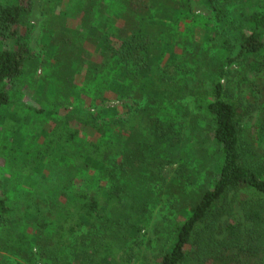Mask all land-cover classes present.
<instances>
[{
    "label": "trees",
    "instance_id": "trees-1",
    "mask_svg": "<svg viewBox=\"0 0 264 264\" xmlns=\"http://www.w3.org/2000/svg\"><path fill=\"white\" fill-rule=\"evenodd\" d=\"M197 1L214 24L192 0H80L87 33L44 36L36 78L31 0H0V264H132L173 163L177 188L190 167L211 179L180 188L160 264H264V162L242 137L259 109L264 134V0L238 24L236 0ZM125 98L143 106H103Z\"/></svg>",
    "mask_w": 264,
    "mask_h": 264
},
{
    "label": "rangeland",
    "instance_id": "rangeland-1",
    "mask_svg": "<svg viewBox=\"0 0 264 264\" xmlns=\"http://www.w3.org/2000/svg\"><path fill=\"white\" fill-rule=\"evenodd\" d=\"M62 1V2H61ZM80 0H58V5L53 9V5L49 4L50 0H31L27 25L20 27V32L23 36V41L34 56V66L36 68V78L43 73L42 59L44 57V36L51 31L59 32L62 27H67L71 31H76L80 36L87 33L89 25V15L85 10L76 11V6ZM83 1V0H81ZM248 0H236L233 4L227 5L228 18H231V23L239 22V9ZM193 13L192 16H200L208 23L214 24L213 13L204 4L197 0H192ZM238 24V23H237ZM74 33V34H76ZM25 34V36H24ZM88 45V44H87ZM91 46V45H90ZM33 67V66H32ZM31 68V66H30ZM234 71L228 75L229 78L238 80L235 72L240 69L239 65H232ZM230 70V68H228ZM229 74V72H228ZM239 86L236 91L244 84L239 76ZM246 81H259V78L252 74L247 75ZM129 104L136 112L143 106L141 100L133 98H125L122 100H110L103 106H121ZM185 106L191 111L196 110V106L189 99ZM261 109L255 111L250 117H247L242 124V137L245 141H250L255 146L256 158L264 162V134L262 135L260 127L262 123ZM262 135V136H261ZM180 172L179 164H169L163 170L164 182H160L157 186L156 198L153 201L150 211V222L147 228L139 237L134 245L135 257L132 264H160L162 251L167 247L173 239V227L176 222L180 221L181 209L176 208L173 203L181 200L180 188L185 192H200L201 189L209 187L210 176L205 171H200L195 167H190L184 173L183 178L179 179L178 188L171 184V179ZM167 182L163 186V184ZM0 253H3L0 251Z\"/></svg>",
    "mask_w": 264,
    "mask_h": 264
}]
</instances>
